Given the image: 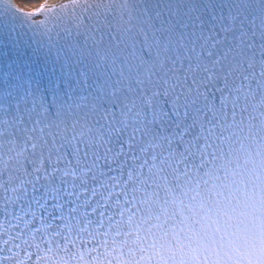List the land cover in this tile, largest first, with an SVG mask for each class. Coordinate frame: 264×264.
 Instances as JSON below:
<instances>
[{
  "label": "snow or ice",
  "instance_id": "6c2138e0",
  "mask_svg": "<svg viewBox=\"0 0 264 264\" xmlns=\"http://www.w3.org/2000/svg\"><path fill=\"white\" fill-rule=\"evenodd\" d=\"M0 0V264H264V0Z\"/></svg>",
  "mask_w": 264,
  "mask_h": 264
},
{
  "label": "clouds",
  "instance_id": "9594fccd",
  "mask_svg": "<svg viewBox=\"0 0 264 264\" xmlns=\"http://www.w3.org/2000/svg\"><path fill=\"white\" fill-rule=\"evenodd\" d=\"M14 4H16L18 7H20L23 11H30L33 7V5L26 4L22 2V0H13ZM60 0H49V3H59ZM40 3H44V0H37L36 5L38 6Z\"/></svg>",
  "mask_w": 264,
  "mask_h": 264
}]
</instances>
